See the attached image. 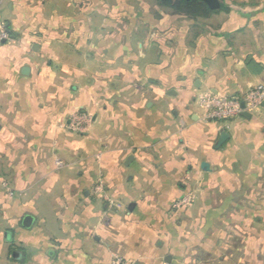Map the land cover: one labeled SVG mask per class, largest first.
I'll use <instances>...</instances> for the list:
<instances>
[{
	"label": "crops",
	"instance_id": "1",
	"mask_svg": "<svg viewBox=\"0 0 264 264\" xmlns=\"http://www.w3.org/2000/svg\"><path fill=\"white\" fill-rule=\"evenodd\" d=\"M223 3L216 9V37L207 34L200 62L179 70L174 59L163 75L170 87L152 83L153 97L146 100L138 84L111 90L123 102L112 101L105 119L112 131L119 119L126 135L120 149L112 148L117 137L110 134L109 150L85 153L104 162L96 167L81 165V139L90 136L67 130L68 116L87 111L88 95L82 97L79 87L83 61H121L123 78H146L130 64L149 59L151 50L125 34L139 8L129 0H0L9 34L0 43V208L8 207L0 218L12 231L10 245L0 238V264H108L112 254L131 264H181L197 251L224 255L231 249L222 243L226 229L210 234L211 223L224 226L248 208L252 219L243 221L255 229L264 224V162L234 165L238 158L247 164L258 149L264 157V107L249 119L221 122L205 119L196 101L205 91L242 96L264 85V0ZM82 48L88 49L83 56ZM25 66L28 74L21 71ZM91 116L93 125L99 123L98 112ZM257 129L260 135L246 136ZM221 130L229 138L215 149ZM255 142L263 144L256 148ZM70 156L77 163L57 165ZM187 191L188 208L171 212L172 201ZM251 232L245 253L264 254V234ZM229 233V239L242 237L238 228ZM211 240L216 247L209 248ZM26 247L34 252L27 261L20 258Z\"/></svg>",
	"mask_w": 264,
	"mask_h": 264
},
{
	"label": "rangeland",
	"instance_id": "2",
	"mask_svg": "<svg viewBox=\"0 0 264 264\" xmlns=\"http://www.w3.org/2000/svg\"><path fill=\"white\" fill-rule=\"evenodd\" d=\"M129 1L131 6L135 7V9L139 8V10H137L138 13L136 15H130V22L132 24L128 26L129 31L126 32L125 34L128 33L129 39L132 38L133 40L138 39L139 41H144L145 48L146 49L149 48L151 50L150 52L151 57L149 59L146 58L144 62H138L137 64L136 63L130 64V66L132 65V68L134 69L145 71L144 76L146 78L143 77V78H137L131 80L123 78L124 74L121 75V73L126 72V66H124L123 69L121 61L115 63H108L104 61L100 62L101 59H99L98 62L92 61L91 63H86V64L83 61V65H84L82 69L83 76L80 79L79 87H80V93H82V97L84 95H88V97L86 98H88L89 102L88 104L87 103L84 104V107L87 109V111L86 113H83L80 110H76L68 116V120L73 114L80 113V114H85L87 117H90L91 122L90 124L88 123L83 124V127L81 128L80 131H71L66 126V129L69 130L71 133H73L75 136H79V135L81 136L84 133H87L88 136H90V141H84L83 139H81L82 141L80 146V152L82 155L80 157L81 158L80 162L82 166L83 165L89 166L91 165V163L96 167L104 166V162L101 159H98L96 161L92 160L93 158L87 157L85 153L89 150L90 151L92 150L93 153L96 151H98L97 153H99L100 151L103 150H109L108 148L110 145H108L107 137L110 134L115 135L117 137L112 143V148L114 149L121 148L122 140L120 139H123L126 135L124 125L122 127L121 126L122 122H120V120L118 119L116 122V125H118V127L114 128V130L112 131L110 128V123L107 122L105 119L106 112H108L106 108L109 109L111 107L110 104L112 103V101L118 100L119 102H123L121 98L122 95L121 96L111 95L110 92H113L111 90H113L114 87L117 88V90H120L128 86L133 87V84H138L139 86L142 87V89H144V99L153 97L152 94H149L148 91V89L152 88V83H154L153 86L155 87L160 85L162 89L164 87L167 88L171 86L172 83H166L165 78H163V75L169 72V68L170 65H172V62L176 60L175 63L177 64L178 69L179 68L182 69V67H185V64L187 62L199 63L200 58L202 56L201 54L202 45L206 43L207 34L209 33V37L211 35L216 37L215 36L216 24H217L215 20L216 13H213L208 17H204L202 14H200V12H196L194 14L192 13L189 14L181 11L178 12L172 8H169L168 6L158 5L155 0H129ZM141 1H143L142 4ZM220 1L223 5H226L223 3V0ZM112 33H110V35L113 36L120 34L119 31H115V32L112 31ZM86 50L88 49L87 48L81 49L82 56L86 52ZM153 52L155 53V56H153L154 55ZM156 55H158V57ZM82 59L84 58L82 57ZM151 60H154V62ZM134 69L132 70L134 71ZM178 74H181L180 71H178ZM111 75H113L114 77H109ZM153 75H155L154 80L152 79ZM176 81L177 80H174L173 83L176 84ZM130 82L131 84L127 85ZM127 99L128 101L132 102L134 98L128 96ZM147 104L148 103H146V106ZM173 107L174 106L170 108ZM257 109H254L251 113L252 114L255 113ZM94 110L99 114V123L95 125L92 124V116H91ZM168 113H170V111H168ZM262 117H264V115H262ZM166 121H169V116L168 118H166V120H164V122ZM106 122L108 123L107 125ZM151 129L152 127L147 128L148 131L145 132L146 134L144 136L145 138L152 135L153 131H151ZM171 131L172 130L170 129L169 133H173V131L172 132ZM246 133H247L246 136H250V137L254 135H260L258 129L257 131H254V134L250 130L246 131ZM174 137H175L174 134L170 135L171 139H174ZM257 140L259 139H255V141ZM261 144L263 143H259V145ZM254 145L256 146V148L257 146H259L257 142H255ZM255 146L252 147L251 150L255 151L256 150ZM150 150L148 152H150ZM230 150H233V148L231 147ZM259 150H261L259 155L251 154L247 156V158L245 159L248 161L249 157H252V159L254 157L255 159L253 161L251 159L249 162H247V164H244V162H242L243 159L241 160V158H238V160L235 162L234 165L237 167L241 166L243 167V169H248L249 167L254 165L257 166L262 165L264 162L263 160L264 157L263 155H261V153H263V150L258 149L257 152H259ZM73 162L77 163V158L70 156V158L67 159L65 163L64 161L61 162V160H57L56 163L58 166H61ZM229 162L231 161L229 160ZM254 162H256V164H254ZM147 165L154 166V163L152 160H150V162L147 163ZM260 178L264 180V175L260 176ZM102 183L103 180L101 178H98L97 184L102 185ZM187 194H190V191L182 192L179 197H177L172 201V204L175 200H178ZM186 208H188V206L180 207V208H173L172 206H170L171 212L177 211L178 213L181 211L182 212L185 211ZM234 209L237 208L235 207ZM242 212L243 214H240L241 217L239 215H237L239 218L233 217V219L235 220L230 222L227 221L224 226H221L222 224L211 223V227L209 228V233L214 235H216L215 232H217L218 230L217 228L226 229L224 233V236L226 237L225 239L222 240V243L227 244L229 247H231V249H229L230 251H232L233 248H235V251L233 253H230L229 250L227 249L224 251L225 253L224 255H217L216 252L206 254L197 251L195 252L194 255L186 256V258L181 262V264H264L263 253L259 252L253 255H247L245 253L248 247V240L246 239L248 236L247 235L248 230L252 231L251 232L252 236L253 235L259 236L260 233L262 235L264 234V224H261V226L256 225L257 227L255 229L254 227L255 224L253 222L247 223L243 221V218L252 219V216H249L248 208H243ZM5 213H8V207H1L0 215L5 216ZM233 227L235 229L238 228L240 230L242 235L241 239H239L240 241L229 239L227 237V235L230 236L229 230H231V228ZM0 232H1L0 238L2 240V243L6 244L5 246H7V243L11 240L9 236L10 234H12L11 233L12 231L10 226L8 225V221L7 220L4 221L1 218H0ZM213 241L214 240L209 241L208 243L209 248L216 247ZM219 246L223 247V245L221 244H219ZM32 253H34L33 250L31 248L26 247V252H24L23 256H21L20 258L23 257L24 260L27 261L31 257ZM3 254H4V250H3ZM0 258H5V256L3 257L0 256ZM8 262L4 264H13L12 263L13 261L9 260Z\"/></svg>",
	"mask_w": 264,
	"mask_h": 264
},
{
	"label": "built area",
	"instance_id": "3",
	"mask_svg": "<svg viewBox=\"0 0 264 264\" xmlns=\"http://www.w3.org/2000/svg\"><path fill=\"white\" fill-rule=\"evenodd\" d=\"M7 40H9V34L0 21V43ZM196 101L205 119L225 122L238 118L242 111L251 113L254 109L261 107V103L264 101V85H255L242 96H222L205 91L197 95ZM241 103L244 104L243 108ZM90 122V117L75 113L70 117L66 126L71 131H80L83 124H90ZM191 201L192 195L187 194L175 200L171 206L173 208L186 207L191 204ZM108 264H131V262L122 256L112 254Z\"/></svg>",
	"mask_w": 264,
	"mask_h": 264
},
{
	"label": "trees",
	"instance_id": "4",
	"mask_svg": "<svg viewBox=\"0 0 264 264\" xmlns=\"http://www.w3.org/2000/svg\"><path fill=\"white\" fill-rule=\"evenodd\" d=\"M158 5H164L168 6L169 8H172L178 12H186V13H196L200 12L204 17H208L213 13H216L217 10H211L207 7V5L200 1H190L186 2L184 0H155ZM224 5L220 4V9H223Z\"/></svg>",
	"mask_w": 264,
	"mask_h": 264
},
{
	"label": "water",
	"instance_id": "5",
	"mask_svg": "<svg viewBox=\"0 0 264 264\" xmlns=\"http://www.w3.org/2000/svg\"><path fill=\"white\" fill-rule=\"evenodd\" d=\"M184 1L190 2V1H195V0H184ZM200 1L204 2L207 5V7L211 10H216V9L220 8V4H221L220 0H200ZM21 71L23 74H28L29 68L25 66L22 68ZM261 106L264 107V101L261 103ZM241 107L242 108L244 107L243 103H241ZM240 116L243 118L249 119V118H251V113H249L247 111H242ZM263 131H264V129H263ZM228 138H229L228 132L225 130H221L218 137H217V140L214 144V148L215 149L220 148V146H222L227 141ZM201 168L203 170L209 169L208 164L206 162L201 163ZM30 219L31 218L29 216H26L23 220V224L28 225ZM13 255L15 256L16 253H13Z\"/></svg>",
	"mask_w": 264,
	"mask_h": 264
}]
</instances>
